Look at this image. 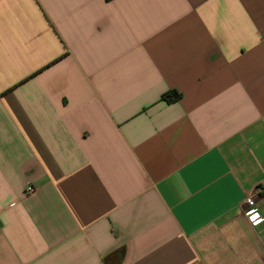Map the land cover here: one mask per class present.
Instances as JSON below:
<instances>
[{
  "label": "crops",
  "instance_id": "obj_1",
  "mask_svg": "<svg viewBox=\"0 0 264 264\" xmlns=\"http://www.w3.org/2000/svg\"><path fill=\"white\" fill-rule=\"evenodd\" d=\"M255 192L264 0H0V264H264Z\"/></svg>",
  "mask_w": 264,
  "mask_h": 264
},
{
  "label": "built area",
  "instance_id": "obj_2",
  "mask_svg": "<svg viewBox=\"0 0 264 264\" xmlns=\"http://www.w3.org/2000/svg\"><path fill=\"white\" fill-rule=\"evenodd\" d=\"M31 186H27V191H32ZM256 192L255 194L247 195L243 200V209L242 212L244 216L254 225H258L263 222L264 218L260 214V209L256 201Z\"/></svg>",
  "mask_w": 264,
  "mask_h": 264
},
{
  "label": "trees",
  "instance_id": "obj_3",
  "mask_svg": "<svg viewBox=\"0 0 264 264\" xmlns=\"http://www.w3.org/2000/svg\"><path fill=\"white\" fill-rule=\"evenodd\" d=\"M180 96V94L176 91V90H171L168 93H164L162 95L163 98L168 99V98H173V99H177Z\"/></svg>",
  "mask_w": 264,
  "mask_h": 264
}]
</instances>
